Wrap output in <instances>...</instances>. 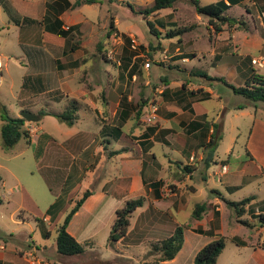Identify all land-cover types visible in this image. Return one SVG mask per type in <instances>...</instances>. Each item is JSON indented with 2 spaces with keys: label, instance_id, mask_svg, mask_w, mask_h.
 Wrapping results in <instances>:
<instances>
[{
  "label": "crops",
  "instance_id": "0c3cea01",
  "mask_svg": "<svg viewBox=\"0 0 264 264\" xmlns=\"http://www.w3.org/2000/svg\"><path fill=\"white\" fill-rule=\"evenodd\" d=\"M52 1L53 0H43L39 5V9L42 10L41 17L33 18L21 13L22 11L19 10L16 0H0V6H2L3 11H7L8 22H14L21 27L26 24L29 26L37 24L41 27L43 32V36L39 38V36L36 37V34L33 35L34 33L31 30H27L22 34L21 29V36L16 38L17 45L22 49L23 55L25 56L24 59H26L28 63L30 62L35 65V67L33 66V70L25 73L22 78V87L26 89V93L29 96L26 101L27 103H23L32 107H37L36 103L44 98H46L48 102H59V100L65 99V108L71 103L76 107L75 115L77 118L74 124L79 120V109L93 112L97 121L103 125L99 129L100 133L98 137L103 138V141L107 140V143L110 145L111 141L113 142L111 149L108 148L106 151L107 156L105 160L106 162L110 160L116 162L117 167L115 169L117 174L113 173L108 177L110 179H102L103 176H97V173L94 174L92 183L96 184L99 179L98 185L95 187L96 189L93 191L89 189L91 193L75 211L67 225V232L85 247L84 252L81 254L65 255L57 251L55 245L56 235L54 237L50 231V227H44L43 223L40 222H49L51 217L45 215L42 217V220H40L41 217L35 216L37 214L34 210V206L31 207L30 205L25 204V194L22 192L21 202L9 213V216L14 224L27 225L28 230L31 233L35 232L36 226L41 225L39 228V235L42 238L40 242H42L44 238L45 239L42 243H39L33 239V235H30L29 233L24 244L18 242H0V264H98L96 263L97 259L92 260L89 257V253L97 249L95 247L96 241L94 242L90 239L92 237L91 233L96 232L97 230L100 231V229H105L106 248L108 251L104 257H99V261H110L111 264H116L118 261H123V264H144L146 261L152 259L153 255L151 254L149 255V258H146L143 257V254L150 250L151 243L157 238L155 237V234H158L159 232L155 229L156 225L159 224V221L158 219L155 220L153 218L154 214L149 213L146 215L147 217L143 215L144 212L150 208L164 213L173 222L184 225L183 241L179 251L173 258L160 261V264H194V257L199 249L209 241L223 236L222 212L224 209L226 210L227 207L224 200L236 201L231 199L233 192L237 191L246 182L245 169H237L236 172L230 174L228 177L229 169L227 163L221 162V165L226 164L227 171L224 174H220L221 177L226 178L220 179V177L216 175V173L219 172L220 167L211 173L208 172V167L206 168L205 163L203 162L205 153L202 149L201 151H198V149L203 146L201 145L202 140H197L196 137L198 136L200 138L204 136L206 138L204 140L207 142L210 134L214 132L213 129H215L213 121L210 122L211 125L208 126L209 122L206 120L208 110L201 106L199 102L214 96L220 98V96L214 95L210 85L201 81L202 78L205 79L206 77L198 75L199 71L195 69L193 65L186 67L188 69L187 73L190 72L192 74V72H194V74L202 77L199 78V81L192 82L190 79L188 80L186 78L171 79L168 84L163 85V88L159 89L158 87H155L154 90H152L153 84L150 83V80L146 79L144 84H142V82L140 84L134 83L137 79V73L133 72V69L131 71L129 70L132 64L129 60L126 61V63L130 64L124 74L121 72L114 73L116 69L110 71L104 66L100 67L99 69L102 71L100 75L105 77V82L103 84L96 82L90 87V83L85 79H82L83 76L86 75V77H88V75H84L85 70L83 71V74H80V65L77 63V57H74L81 47V38H77L79 44L73 51H64L66 48L65 38L47 31L44 28V18L45 16L50 17V20L53 21L56 17L62 21L63 27L78 25L79 30L83 21H89L91 24L93 21H91L89 17L86 19V16L81 12V8L84 5L76 9L65 8L56 14L48 6V3H51ZM109 1L112 2V0H108V2ZM132 1L134 4L138 3L139 5H146L145 7L150 6L153 3V0ZM219 1H224L228 5L227 9H230L232 6L243 4L248 13H251L253 8H256V10L264 9V0H208L207 3L203 4L201 3L202 0H198L201 5L216 3ZM102 2L103 0H100L97 4L99 5ZM181 2L187 1L181 0L177 3ZM171 9L172 11L167 14V17L170 18L173 16L172 14L176 10V6ZM161 10L154 12V15H152L154 17L152 20L157 28L159 26L168 28L174 26V24L178 26V24L171 19L166 21L167 24L161 21L162 16L159 15ZM67 12H71V14L68 15ZM111 17L114 26L119 32H121L116 26L117 18H115V16ZM196 17L199 18L200 16L196 14ZM161 29L164 28H160V31ZM46 33L54 34L60 38H54L46 35ZM125 33L130 35L134 34L130 31ZM138 40L142 43L140 38H138ZM153 41L154 39L148 41L147 44L152 43ZM158 41L161 43V50L154 53L155 57L157 53L160 52L163 53L164 57L166 56L167 58L176 59L175 62L180 60L187 64L191 61L192 57L196 58L197 56L196 52L188 54L184 51L182 49V44L180 43L181 41L177 40L176 44L167 39L166 41H164V39H158ZM106 42L107 40L104 38L103 43ZM41 47H44V50ZM50 50L54 51V53L50 52ZM166 53L169 54L165 55ZM91 55L97 56L96 52H93ZM231 55H235V53ZM81 58L84 62L86 58L84 53H82ZM213 58L219 60L220 56L218 57V55L213 53ZM62 59H64V62ZM196 59L199 60L198 57ZM218 60H216V62ZM1 69L2 62L0 66V70ZM233 70L236 75L239 76L241 74L239 58L235 64L233 63ZM127 73L131 75L130 82H127L126 80ZM77 79L79 82L75 83V80ZM86 84L89 88L84 92V86ZM136 85H138V88H136L137 99L135 98L134 93ZM152 100H155L156 104L161 107V111L158 112L153 124H146L145 128L140 129H137L136 125L127 126L128 119H136V111L140 108L139 106L145 104L140 109L142 114L143 108L150 104ZM23 103H21L22 107L19 108L20 112L28 110L38 115L39 111L47 112L46 114L39 115V120L42 116H54V113L62 112L65 109L56 111L49 107L45 109L31 110L23 107L25 106ZM98 105H100V107ZM248 106L250 105L247 104L244 108L236 107V109L244 111ZM259 109V106L256 108L254 107L252 114L250 113L253 117V126L248 137L247 148H249L248 151L251 156L250 160L255 162L264 174V117L258 115ZM141 114L139 115L140 117ZM11 117H20V114ZM2 123L3 121L0 117V127ZM125 127L127 129L126 132L124 131ZM22 128L27 131L28 137H22L21 139H24L27 144L31 145L33 157L37 162L45 160L46 157L51 160L54 157L57 158L58 156L65 154H70L71 157L73 155L75 156L74 151H71L69 146L76 143L79 144L82 136L85 134L77 132L73 135V140H71L73 143L64 144V142H58L52 133L40 130V126H32L29 121L25 120ZM175 131L176 134L177 132L182 131L179 136L182 145L180 146L181 148L177 147L178 152L182 154L187 147L188 156H186L185 160L177 162L179 163V166L172 168L174 161L170 157L167 158L166 163L159 160L158 155L154 150V146L157 144L171 146L174 141L173 132L175 133ZM203 131H206L205 133L208 132L207 137L204 135L205 133H202ZM43 132L47 133L49 138L46 139L40 157L36 159L34 145L38 140L42 139ZM184 134H186V136ZM18 142L13 147H15ZM92 142L96 143V138ZM1 149L4 148L1 146L0 137V150ZM80 151L89 158L82 160V166L80 169H75L77 177L81 176L83 169L87 164L97 166L98 162L95 149L88 153L89 148L87 144L84 145ZM194 156H196L195 159ZM75 158L76 156L74 159ZM195 161H198L199 163ZM212 161L215 160L212 159ZM201 162H203V164H201ZM185 164L193 166L194 169L183 175L180 172V167ZM198 168L201 170V179L204 180L200 189H209L210 192L209 199L206 201L207 209L201 219L196 220L190 215L189 221L183 223L177 218V216L182 211H187V209L191 210L190 212L192 213L193 208L191 209L190 207L191 194L196 192L197 189L194 186L189 185V182L194 178ZM8 171L13 175L15 174L11 169H8ZM210 175L219 179V181L214 182L208 177ZM69 176H73V174L71 175L70 172L67 177ZM157 180L163 181L162 185L156 187L158 195L154 189L149 186L151 182ZM0 181L2 184L5 183L1 176ZM170 185H174L175 187L168 188ZM211 190H216L219 195L217 193H211ZM221 190H224V193ZM251 192L250 195H253L254 198L246 206L249 217L257 213H264V197L262 199L260 198L261 200H257V189H253ZM11 193H13V191L12 189H9L7 194ZM139 196L144 197V203L133 212L126 236L123 239L118 240L114 247H110L107 239L111 224L114 220L115 210L121 207V204L126 200ZM258 201L263 205L259 206V203L257 205ZM198 202L200 201L195 203ZM257 206L261 207L260 212L257 211ZM22 209L32 212V214H34V219L38 220L39 223L34 225L30 221L25 220L22 216L15 218L14 216L17 210ZM88 218H94L96 220V225L94 227L91 226L90 221H87ZM205 218L209 227L204 226L203 221ZM137 223H139V225H136ZM107 226H109L108 229ZM197 229H201L203 232H199ZM207 230L211 231V234H208V232H206ZM250 231L254 232V240L252 239L253 236L250 235L249 239H239L243 241L244 244L237 245L235 243V245L242 248L249 247L248 261L244 264H264V247L261 245L264 242V226L259 229L257 226H252ZM17 232L16 229H11V231L6 232L7 235L5 236H9V239L13 241L15 240ZM257 233L260 234L259 238L256 236ZM29 240L31 243L28 242ZM221 253L217 260H219V257L222 255ZM217 262L218 261H216V264Z\"/></svg>",
  "mask_w": 264,
  "mask_h": 264
},
{
  "label": "rangeland",
  "instance_id": "374dc122",
  "mask_svg": "<svg viewBox=\"0 0 264 264\" xmlns=\"http://www.w3.org/2000/svg\"><path fill=\"white\" fill-rule=\"evenodd\" d=\"M124 1L126 3L130 2V4L134 5L133 7L135 9L144 8L146 6L139 5L138 3L134 4L132 0ZM124 1L112 0V2H108V0H103L99 5H84L81 8V12L86 16L85 18L87 19L89 17L93 23H89L88 20V22L83 21L80 30L75 32L73 38L74 40L81 38V47L74 57H77V63L80 65V74H83L85 70L84 75H88V77H86V75L83 76L82 79L88 81L90 87L96 82H100L101 84L105 82V77L100 75L102 72L99 69L100 67L104 66L110 71L116 69L114 73L121 72L124 74L130 63L132 64L129 70L131 71L133 69V72L137 73V79L134 83L140 84L142 82V84H144L146 79L150 80V83L153 84L152 90H154L155 87L159 89L163 88L165 82L162 81L161 78L164 76L168 79L186 78L194 82L202 78L198 76L200 73H205L211 77H223L227 83L240 86L244 83V80L252 70L264 75V68H255L251 62L252 57L264 55V9L256 10V8H253L252 12L248 13L243 4L232 6L230 9H226V14L236 17L243 21L244 24L218 32L210 28V26L207 29L206 20L196 17L193 7L187 2L177 3L175 5L176 10L173 12L171 18L167 17V14L172 11L171 8L161 10L159 15L162 16L161 21L165 24H167L166 21L171 19L175 21L178 26H186L189 28L180 36V43L182 44V49L188 54L196 52V58L198 57L199 60L192 57L191 61L186 64L180 60L175 62L176 59L174 58L164 57L163 53L160 52L157 53L156 57L154 54H152V56L149 55L150 51L147 42L154 39L152 43L157 44L158 39L150 33L149 27L143 16L139 13L132 12ZM207 1L208 0H202L201 3H207ZM16 2L19 10L22 11L19 12L33 18L41 17L42 10L39 9V5L43 0H16ZM6 12L3 11L2 6H0V56L2 62V69L0 70V111L2 107H4L9 115L17 116L20 114L19 108L22 107L21 103H27L26 101L29 97L26 93V89L22 87L23 75L32 71L35 65L30 62L28 63L26 59H24L25 56L23 55L22 49L17 45L16 38L21 36V29L22 34L27 30H31L34 33L33 35L36 34V37L39 36V38L43 36V32L41 27L37 24L31 26L26 24L21 27L14 22H8L9 19ZM67 13L68 15L71 14V12ZM111 16L117 18L116 26L121 32L117 29V31H115L110 27L109 22L113 20ZM149 19L152 20L154 17L150 16ZM192 25H194V27H192ZM158 28L160 30L161 27L159 26ZM129 31L134 34L130 35L125 33ZM161 32L164 33L165 30L161 29ZM123 34L129 37V42L124 41ZM46 35L60 38L51 33H46ZM104 38H106L107 42L103 43L102 49L97 53V43ZM138 38H140L142 43L139 42ZM132 39L136 44V48L131 47ZM166 39L176 44L179 36ZM166 39H164V41H166ZM41 48L43 49L44 47ZM50 52L54 53V51L51 50ZM93 52H96L97 56H92L91 54ZM82 53H84L86 57L84 62L81 58ZM213 53L218 55V57L220 56V59L213 58ZM233 53H235V55H231ZM102 54L105 57H103ZM168 54L166 53L165 55ZM238 58L241 65V74L239 76L236 75L233 70V63L235 64ZM62 60L64 62V59ZM127 60H129L130 63H126ZM216 60L218 61L216 62ZM191 65L199 71L198 75L194 74V72H192V74L190 72L187 73L188 69L186 67H190ZM169 66L176 67L170 68ZM126 80L127 82L131 80V75L128 73ZM201 81L210 85L214 95L220 96V98L214 96L199 102L201 106L208 110V116L206 118L209 122L208 126H210V122L213 121V124L219 129L221 136L213 150L212 159L215 161L209 164L208 172L211 173L217 170L218 167L221 166V162L227 163L228 165V177L230 174L236 172L237 169H245L246 182L237 191L233 192L231 199L238 201L239 199L249 196L253 189H257V200H261L264 197V174L261 172L260 167L250 160L251 156L248 151L249 148H247L248 137L253 126V117L251 114L254 107L252 102L234 93L230 87L226 86L220 80L202 78ZM78 82V79L75 80V83ZM88 88L86 84L84 86V92L87 91ZM136 88H138V85H136L134 90L135 98L137 99ZM24 103L23 105L25 106L23 107L31 110L50 107L52 110L61 111L65 108V99H61L59 102H48V100L44 98L36 103L37 107H32ZM242 104H248L250 106L244 111L236 109V107ZM98 106L100 107V105ZM258 106L260 108L258 110V115L264 117V104L259 103ZM152 107L155 108V117H153L151 121H147L145 119V114H148ZM78 111L79 120L73 126H68L51 115L42 116L39 121L30 122L32 126H40V130L52 133L58 142H64V144L73 143L71 140H73V135L77 132L85 133V137L84 135L82 136L79 144L76 143L69 146L70 150L75 153V159L74 155L71 157L70 154H65L57 158L54 157L51 160L46 157L45 160L37 162L33 157L31 145L27 144L24 139H21L12 149L0 150V176L5 182L2 184L0 181V242L4 243L3 241H6L8 243L18 242L24 244L29 233L33 235V239L39 243H42L45 239L44 238L42 242H40L42 239L39 235V228L41 225L36 226L35 232L31 233L27 225L14 224L9 216V213L21 202L22 192L25 194V204L31 207L34 206V210L37 214L35 216L41 217L40 220H42V217L45 215L51 217L49 222H40L43 223L44 227H50V231L55 237L56 229L63 222L64 217L73 207L74 202L82 196V193L86 189H90L91 191L96 189L95 187L98 185L99 179L96 184H93L92 179L94 178V174L97 173V176H103L102 179H110L108 177L113 173L117 174L115 169L117 167L116 162L112 160L106 162L105 160L107 156L106 151L108 148L111 149L113 142L111 141L110 145L107 143V140L103 141V138L98 137L100 133L99 129L103 125L97 121L93 112L80 109ZM142 111L141 117L139 116L140 119L137 116L136 119H128L127 126L136 125V128L140 129L145 128L146 124H153L158 112L161 111V107L156 104L155 100H152ZM214 130L215 129H213V131ZM124 131H127L126 127ZM181 132L179 131L177 134L176 131L175 133L173 132L174 141L171 146L161 144L154 146L159 160L166 163L167 158L170 157L174 161L172 168L179 166L177 162L185 160L186 156H188L187 147L182 154L177 150L181 148L180 146L182 145V141L179 139ZM205 132L206 131H203L202 133L204 134ZM184 135L186 136V134ZM204 135L207 137L208 132ZM202 137H196L197 140H202L201 145L206 144L204 140L206 138L204 136ZM95 138L97 142L93 143L92 141L95 140ZM86 144L89 148L88 153L95 149L96 158L98 160L97 166L87 164L81 176L77 177L75 169H80L82 160L89 158L80 151ZM201 149L204 151L205 155L210 151V148H205L204 145L199 148L198 151H201ZM227 157H229L228 162L227 160L223 162V159L225 160ZM195 158L196 156H194V159ZM195 162L199 163L198 161ZM201 164H203V162H201ZM8 169H11L15 174L13 175L10 173ZM70 172L73 176L67 177ZM200 173L201 170L198 168L194 178L189 182V185L197 189L196 192L191 194V209L195 202H206L209 199V189H200V186L204 183ZM220 174L224 173H222L219 168V172H217L216 175L219 176L220 179L226 178L221 177ZM208 177L214 182L219 181V179L211 175ZM174 187V185L168 186V188ZM9 189H12L13 193L7 194ZM221 191L224 193V190ZM258 203L259 206L264 204L260 203V201L257 202V205ZM122 205L123 204H121V206ZM259 206H257V211L260 212L261 207ZM190 211L191 210L188 209L187 211H182L178 214L177 218L183 223L188 222L191 215ZM222 214V237H224L225 247L219 260H217V264H244L248 261L249 247H238L235 245V242L232 241V238L236 237L238 240L240 238L249 239L251 235L254 240V232L250 231V227L244 226L238 222L239 217H237L234 210L228 205L226 210H223ZM248 214L246 210V213L240 218L248 220L252 226H257L258 229L261 228L262 226L259 225V220L264 213H257L250 217ZM21 216L34 225L39 223L38 220L34 219V214L29 210H17L14 217L17 218ZM87 221H90L92 227L96 225V220L94 218H88ZM203 222L205 227H209L206 218ZM108 227L109 226H107V229ZM11 229H16L18 231L13 241L9 239V236H5L7 235L6 232L11 231ZM259 233L256 234L257 238L260 236ZM91 236L90 239L94 242L96 241L95 247L97 249L90 252L89 257L92 260L104 257L108 251L106 248L105 229H100V231L97 230L91 233ZM28 242L31 243L30 240ZM151 250L152 247L143 254V257L149 258V255H151L150 252H152ZM116 264H123V261H118Z\"/></svg>",
  "mask_w": 264,
  "mask_h": 264
},
{
  "label": "trees",
  "instance_id": "16d2710c",
  "mask_svg": "<svg viewBox=\"0 0 264 264\" xmlns=\"http://www.w3.org/2000/svg\"><path fill=\"white\" fill-rule=\"evenodd\" d=\"M181 0H153V3L150 6L135 9L132 4L126 3L129 9L132 12L139 13L146 20V23L149 27L150 33H152L157 39H170L179 36L178 41H181L180 36L187 31L189 28L186 26H177L174 24L172 27L164 28L165 32L162 33L155 26L154 22L149 19L150 16L154 15V12L159 11L165 8H173L177 2ZM192 5L195 13L199 15L201 18L206 20L207 29L213 28L216 32L223 31L230 27H235L241 24H244L243 21L237 19L236 17H232L226 14V9L228 5L224 1H219L216 3H209L205 5L199 4L198 0H186ZM100 0H53L51 3H48V6L51 10H53L56 14L61 12L65 8L76 9L85 4H97ZM110 27L116 30L113 22H109ZM194 27V25H192ZM44 28L49 31L57 34L60 37L65 38L66 48L64 51L70 50L73 51L79 44V40L74 41L75 32L79 31L78 25H70L67 27L62 26V21L58 18H54V20H50V17L44 18ZM123 39L125 42H129V37L123 34ZM103 45V39H101L97 43V53L100 52ZM149 55L152 56L156 51L161 50V43L158 41L157 44L149 43ZM103 57H105L102 54ZM170 68H174L176 66H169ZM201 76L206 77V79L211 80H220L226 86L230 87L234 93L241 95L243 98L252 102L254 107H257L259 103L264 104V75L259 74L255 70L246 77L244 83L240 86H234L225 81L223 77H211L208 74L200 73ZM164 81V84H168L171 79L166 78V76L161 78ZM145 104H141L136 111V116L139 117L141 114V108ZM247 104H242L237 108H244ZM76 107L73 103H71L67 108H65L62 112L54 113L53 115L61 122H64L66 125L71 126L74 124L77 116L75 115ZM45 111H39V115L46 114ZM0 117L3 121L0 127V137H1V146L4 149H10L13 147L22 137L27 138L28 134L22 126L25 122V119L22 117H11L8 115L6 109L2 107ZM214 132L210 134L209 140L206 144H203L206 147L210 148V151L207 155H204L203 162L205 163V167L207 168L212 161L213 150L217 145L218 140L221 138L219 129L215 124ZM49 138V135L45 132L42 133V139L38 140V142L34 145V153L35 158H39L43 147L45 145L46 139ZM202 145V146H203ZM228 162V158L223 160ZM181 173L184 175L189 171L191 172L194 168L191 165L185 164L180 167ZM163 184L162 180H157L151 182L149 186L154 189V191L158 195L157 186ZM91 193L89 189H86L82 196L74 202L73 207L64 217L63 222L58 226L56 230V238L55 245L56 249L59 253L65 255H75L81 254L84 252L85 247L82 243L78 242L72 235L67 232V225L75 213V211L79 208L85 198ZM211 193H217L216 190H211ZM219 195V194H218ZM254 198L253 195H249L244 197L238 201L232 200H224L225 203L234 210L237 217H239L238 222L247 227H252V224L248 222V220L240 218L244 213H246V205L250 203V201ZM223 199V198H222ZM144 203V197L139 196L136 198H131L126 200L123 205L115 210L114 220L111 224L110 231L108 234V245L110 247H114L115 243L123 239L126 236L128 227L130 225V218L136 209L141 207ZM207 209L206 202H198L195 203L192 209V217L196 220L202 218ZM154 214L153 218L158 219L159 224L156 225V231H159L158 234H155L156 240L151 243L152 252H150L153 256L152 259L146 261L144 264H160L162 260H168L173 258L176 253L179 251L182 241H183V228L184 225L177 224L170 220L167 215L160 211H155L153 208L148 209L144 212V216L147 214ZM147 217V216H146ZM160 218V219H159ZM138 222V221H137ZM152 223V222H150ZM136 225H139L137 223ZM259 225L264 226V214L259 220ZM199 232H203L201 229H197ZM208 234H211V231L207 230ZM232 241L237 245L244 244L243 241L238 240L236 237L232 238ZM264 247V242L261 244ZM225 242L224 237H217L208 243H206L201 249L198 250L194 257V264H216L217 258L224 249ZM97 258V256H96ZM98 264H111V262L99 261V258L96 260Z\"/></svg>",
  "mask_w": 264,
  "mask_h": 264
},
{
  "label": "built area",
  "instance_id": "2783aa9c",
  "mask_svg": "<svg viewBox=\"0 0 264 264\" xmlns=\"http://www.w3.org/2000/svg\"><path fill=\"white\" fill-rule=\"evenodd\" d=\"M131 47L132 48H136V44L134 42V40L132 39V43H131ZM110 53V52H109ZM108 53V55H109ZM110 56V55H109ZM251 62H252V65L255 67V68H264V55H258V56H254L251 58ZM148 64V63H147ZM0 66H1V60H0ZM154 111H155V108L152 107L151 110L149 111L148 114H145V119L147 121H151L153 117H155L154 115ZM220 170L222 173H225L227 171V166L226 164H222L220 166Z\"/></svg>",
  "mask_w": 264,
  "mask_h": 264
},
{
  "label": "water",
  "instance_id": "95a60500",
  "mask_svg": "<svg viewBox=\"0 0 264 264\" xmlns=\"http://www.w3.org/2000/svg\"><path fill=\"white\" fill-rule=\"evenodd\" d=\"M20 117L24 118L26 121L29 122H35L39 120V115L32 113L28 110H23L22 112H20Z\"/></svg>",
  "mask_w": 264,
  "mask_h": 264
}]
</instances>
